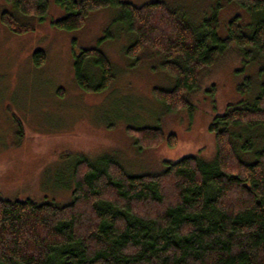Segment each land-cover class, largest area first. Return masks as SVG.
<instances>
[{"label": "trees", "instance_id": "obj_1", "mask_svg": "<svg viewBox=\"0 0 264 264\" xmlns=\"http://www.w3.org/2000/svg\"><path fill=\"white\" fill-rule=\"evenodd\" d=\"M5 1L16 14H2V23L18 35L34 29L18 16L44 21L50 6V0ZM53 1L64 16L51 24L66 32L82 29L92 12L117 9L112 25L134 36L124 49L131 65L152 51L174 80L171 89L152 91L170 112H193L188 97L202 73L232 47L243 66H258V91L209 125L216 147L211 162L186 156L164 161L158 174L130 175L109 155L63 154L67 188L72 185L68 203L0 197V264H264V0H213L197 26L164 1ZM221 2L249 16L230 18L225 37L219 34ZM108 32L74 58V79L85 92L102 93L115 79L99 48ZM44 61L43 51L33 53L35 66ZM238 91H252L249 77ZM126 131L141 150L177 142L159 128Z\"/></svg>", "mask_w": 264, "mask_h": 264}, {"label": "rangeland", "instance_id": "obj_2", "mask_svg": "<svg viewBox=\"0 0 264 264\" xmlns=\"http://www.w3.org/2000/svg\"><path fill=\"white\" fill-rule=\"evenodd\" d=\"M135 6L164 1L197 26L215 5L213 0H122ZM219 34L225 37L233 16L247 15L235 4L223 3ZM15 15L10 3L0 0V197L66 204L71 198L68 162L61 156L80 153L89 158L109 155L130 175L163 171L164 161L198 156L211 162L216 154L208 127L227 107L253 97L258 88V66H243L236 47L214 67L202 73L197 91L188 97L193 112L168 111L156 101L153 89L168 90L174 80L163 71L160 57L141 54L134 66L124 49L134 36L112 25L118 10L107 8L89 14L84 27L66 32L52 26L64 16L53 0L44 21L19 17L33 31L14 34L2 23V14ZM249 18V16L247 15ZM99 46L115 71V79L102 93L85 92L77 85L73 61L84 49ZM44 52L41 66L33 53ZM252 91L241 94L245 78ZM98 78V77H97ZM97 81V80H96ZM258 91V89H257ZM256 91V93H257ZM255 93V95H256ZM251 97V98H252ZM250 98V99H251ZM159 128L175 135V146L162 143L139 149L127 129ZM248 159V158H246Z\"/></svg>", "mask_w": 264, "mask_h": 264}]
</instances>
